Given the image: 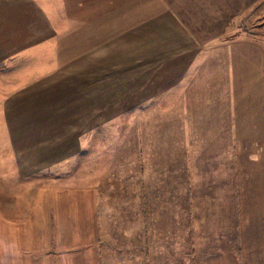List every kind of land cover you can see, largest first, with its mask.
<instances>
[{
  "label": "crops",
  "instance_id": "1",
  "mask_svg": "<svg viewBox=\"0 0 264 264\" xmlns=\"http://www.w3.org/2000/svg\"><path fill=\"white\" fill-rule=\"evenodd\" d=\"M259 3L244 2L239 14L245 17L224 24L219 37L199 38L179 22L171 25L176 37L154 54L162 74L154 73L153 88L139 83L141 95L154 96L155 116L166 110L170 116L155 117L138 131L134 168L123 181L133 193L131 203L124 200L128 213H111L109 200L121 206L119 184L104 181L99 165L91 166L89 182L77 175L70 165L82 154L77 141L52 157L42 150L35 158L28 136L13 133L12 113L0 99V264H177L183 227L186 264H264ZM37 10L33 0H0V77L18 73V47L24 45L18 30L28 29ZM219 239L233 240L234 247L218 248ZM196 246H202L200 255ZM211 249L218 256L203 258Z\"/></svg>",
  "mask_w": 264,
  "mask_h": 264
},
{
  "label": "rangeland",
  "instance_id": "2",
  "mask_svg": "<svg viewBox=\"0 0 264 264\" xmlns=\"http://www.w3.org/2000/svg\"><path fill=\"white\" fill-rule=\"evenodd\" d=\"M33 1L39 14L28 17L24 25L28 29L18 30V43L24 44L18 47L22 48L18 73L14 78L0 77L1 104L12 113L13 133L19 139L28 136L27 147L35 158L42 150L52 157L77 141L82 154L70 164L77 175L89 182L91 166L99 165L98 175L104 181L109 177L108 184H119L116 197L121 206H112L109 200L111 213H128L133 193L123 181L129 180L134 168L130 163L138 131L144 124L149 128L155 117L168 121L170 116L168 110L155 116L154 96L140 93L141 80L153 88L154 73L163 72V63H155L159 55L154 54L176 37L171 25L177 22L199 38L219 37L224 24L245 17L239 8L250 0ZM251 17L248 22L255 18ZM263 19L257 16L258 22ZM165 102L168 107L169 100ZM140 103L145 106L139 107ZM107 151L110 154L105 155ZM69 168L61 165L63 170ZM178 222L184 224L185 216L179 214ZM185 235L184 227L179 229L177 264H186ZM219 240L218 248L234 247L233 240ZM201 247L196 246L199 255ZM217 256L213 249L203 254L205 259ZM168 258L163 254V261Z\"/></svg>",
  "mask_w": 264,
  "mask_h": 264
}]
</instances>
